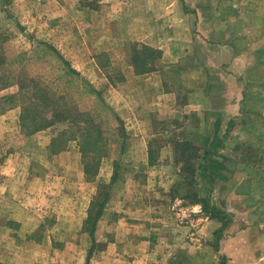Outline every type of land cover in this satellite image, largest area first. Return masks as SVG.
I'll return each mask as SVG.
<instances>
[{
    "label": "crops",
    "instance_id": "1",
    "mask_svg": "<svg viewBox=\"0 0 264 264\" xmlns=\"http://www.w3.org/2000/svg\"><path fill=\"white\" fill-rule=\"evenodd\" d=\"M8 72L0 263L264 264V0H0ZM183 143L223 229L181 219Z\"/></svg>",
    "mask_w": 264,
    "mask_h": 264
},
{
    "label": "trees",
    "instance_id": "2",
    "mask_svg": "<svg viewBox=\"0 0 264 264\" xmlns=\"http://www.w3.org/2000/svg\"><path fill=\"white\" fill-rule=\"evenodd\" d=\"M136 60H138V57L135 56ZM139 61V60H138ZM29 86V85H28ZM35 90V89H34ZM36 92H39V90H35ZM42 91V90H41ZM43 92V91H42ZM45 95H41L42 97L39 98V102L42 101V103L44 104L46 102V92L44 91ZM31 99V98H30ZM27 100V97H26ZM27 110V108H26ZM26 110L24 109V111L26 112ZM90 130V134L88 133V136L86 137V139L83 142V151H84V155L85 156H91L94 158L98 159V153L100 152V150L98 149V127H88ZM208 138L206 137L204 142L207 141ZM179 148L182 147V152L179 154V161L182 163L181 169L184 173V179L189 180V182L193 181L192 176L194 175V172L196 170H198V175L200 179H206V157L212 152V149H208V148H203V153L200 155L199 154V163H194L193 161L196 159L197 157V152L200 150L198 148H187L188 144L183 143V144H179L177 145ZM176 147V149L178 148ZM178 148V150H179ZM97 165H95L94 163L92 164H87L85 166V170L88 174L93 173V169L96 167ZM192 184V183H191ZM178 187V185H176ZM206 186H207V191H206V196L203 197L202 199H199L196 194L191 193L189 195V200H191L190 205H202V211L204 214H208L209 217H211L212 219H215L216 221L221 222L222 224V229L224 228V226L227 224V220L229 219L228 215L222 211L217 205L215 204H210V197H208L209 192L208 190H211V186H210V181H208L206 179ZM177 192H179V189H176ZM194 195V198H193ZM186 196L182 195V199L186 198ZM216 249V248H215ZM2 264V263H0Z\"/></svg>",
    "mask_w": 264,
    "mask_h": 264
},
{
    "label": "rangeland",
    "instance_id": "3",
    "mask_svg": "<svg viewBox=\"0 0 264 264\" xmlns=\"http://www.w3.org/2000/svg\"><path fill=\"white\" fill-rule=\"evenodd\" d=\"M8 69V68H7ZM0 77L1 78H3V77H6L7 79H9L10 77H11V74H10V72H8L7 74H4V73H1L0 74ZM62 78H64V77H62ZM66 78H64V80H65ZM66 85V84H65ZM69 88H73V87H77V86H74V85H72V82L71 83H69L68 85H67ZM187 132L185 133L186 135H185V137H187V139H190V140H192L193 142H198L197 141V139L195 140V134L196 133H194V132H192L191 134H190V127H188L187 128ZM179 133V132H178ZM198 134H200L199 136V143H200V141H203V140H205V138H206V134H208L207 132L205 133V135H204V133H198ZM178 135V134H177ZM177 135H175V136H173L174 138H176V136ZM180 136V135H179ZM182 138V137H181ZM203 139V140H202ZM199 154H202V149H200V152H199ZM195 163V162H194ZM163 181V183H167V185H168V183H169V181H164V180H162ZM162 181H159V180H151L150 181V186H152V187H158V186H160V184H161V182ZM176 181V184L174 185L177 189H179V192H183V195L184 196H186L187 195V197L186 198H184V199H182V201H181V203H183V205L185 206L186 205V207H182L183 208V211L185 212L184 214H183V218H181V219H184V220H186V221H188V223H189V220H191V219H193V215H194V213H193V211H194V207H192L193 205H190V202H191V200L192 199H190L189 200V195L191 194V193H194V194H196V196L199 198V199H202L203 197H205L206 196V191H207V186H206V179H200V178H198V179H193V181L192 182H189V180H186V179H177V180H175ZM175 181H171L172 183H174ZM162 183V184H163ZM172 183L170 184L169 183V185L171 186L172 185ZM192 183V184H191ZM224 183H226V182H223L222 184H224ZM218 184V182H216V185ZM176 185H178V187L176 186ZM212 185V184H211ZM214 186H215V184H214ZM193 198H194V195H193ZM238 201H241L240 199L238 200ZM221 203V206H223L222 204H224V201L222 202H220ZM200 206V208H201V211H202V205H199ZM199 221L201 222L202 221V218L200 217L199 218ZM186 230V233L188 234V236H189V232L191 231V227H190V230H188V229H185ZM189 231V232H188ZM213 237V236H212ZM211 241H213V238H212V240ZM199 243H201V248H203V246H211L212 245V242L210 243L211 245H206V242H204V241H202V242H199ZM215 243V242H214ZM204 256V257H206L204 254H202L201 253V256ZM204 262H207V259L205 258V259H203V263ZM25 264H29L28 262H25ZM184 264H189L188 262H184ZM206 264V263H205Z\"/></svg>",
    "mask_w": 264,
    "mask_h": 264
}]
</instances>
